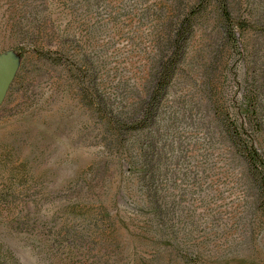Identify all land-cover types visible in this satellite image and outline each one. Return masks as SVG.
<instances>
[{
  "label": "rangeland",
  "instance_id": "1",
  "mask_svg": "<svg viewBox=\"0 0 264 264\" xmlns=\"http://www.w3.org/2000/svg\"><path fill=\"white\" fill-rule=\"evenodd\" d=\"M1 57L0 264H264V0H0Z\"/></svg>",
  "mask_w": 264,
  "mask_h": 264
},
{
  "label": "trees",
  "instance_id": "2",
  "mask_svg": "<svg viewBox=\"0 0 264 264\" xmlns=\"http://www.w3.org/2000/svg\"><path fill=\"white\" fill-rule=\"evenodd\" d=\"M196 10H191L185 14L180 24V27L176 30V36L181 35V33L189 32L192 29L193 16L196 14ZM225 15V20L227 23L231 24V19L229 17V12L223 10ZM230 27V26H229ZM232 30V29H231ZM170 62H165L160 70V79L157 82V88H162L163 84L166 82L164 80L165 76L170 77ZM229 128L234 132L232 138L236 142L239 151L246 158L248 165L254 174L259 176L260 186H261V196L264 203V149H260L255 146L253 141H246L242 138L241 134L238 132L236 125L229 124Z\"/></svg>",
  "mask_w": 264,
  "mask_h": 264
},
{
  "label": "water",
  "instance_id": "3",
  "mask_svg": "<svg viewBox=\"0 0 264 264\" xmlns=\"http://www.w3.org/2000/svg\"><path fill=\"white\" fill-rule=\"evenodd\" d=\"M14 77L10 61L6 58H0V103L2 102L10 83Z\"/></svg>",
  "mask_w": 264,
  "mask_h": 264
}]
</instances>
